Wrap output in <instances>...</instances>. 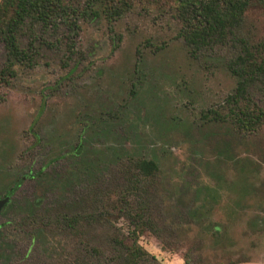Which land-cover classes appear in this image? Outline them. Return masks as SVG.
I'll return each instance as SVG.
<instances>
[{"label":"rangeland","instance_id":"1","mask_svg":"<svg viewBox=\"0 0 264 264\" xmlns=\"http://www.w3.org/2000/svg\"><path fill=\"white\" fill-rule=\"evenodd\" d=\"M260 12L249 18L264 36ZM81 25L77 57L63 29L36 31L34 61L0 86V264H118L129 158L159 164L148 200L157 229L138 236L158 263L264 264V128L238 134L202 115L224 112L235 79L190 55L169 7L125 13L118 42L104 18Z\"/></svg>","mask_w":264,"mask_h":264},{"label":"trees","instance_id":"2","mask_svg":"<svg viewBox=\"0 0 264 264\" xmlns=\"http://www.w3.org/2000/svg\"><path fill=\"white\" fill-rule=\"evenodd\" d=\"M136 7L145 11L169 7L180 23L177 35L190 55L206 64H221L235 79V87L225 99L224 112L207 109L202 114L206 119L228 123L238 134L251 135L264 128V36L254 35L258 25L249 18L251 11L258 10L264 20V0H0V40L6 49L0 86L10 83L17 67L34 61L35 42L40 40L35 37L36 31L43 34L63 29L67 56L73 58L79 54L76 40L82 22L104 18L113 42H118L121 35L116 34L113 23ZM28 30L32 38L24 48L20 37ZM105 115L110 116L111 122L119 121L112 111ZM34 137L40 140L36 132ZM84 147L81 140L74 152L80 153ZM121 170L126 177V188L120 208L127 211L131 229L125 240L114 239L122 252L118 264H160L138 243L141 233L157 229L148 212V200L157 182L159 164L154 159L129 158ZM19 183L16 181V186ZM34 207L31 203V208ZM198 211L194 210L193 214L199 217L202 212ZM78 219L61 216L64 228H76ZM93 250L98 254L97 249ZM185 261L190 263V258L186 257Z\"/></svg>","mask_w":264,"mask_h":264},{"label":"water","instance_id":"3","mask_svg":"<svg viewBox=\"0 0 264 264\" xmlns=\"http://www.w3.org/2000/svg\"><path fill=\"white\" fill-rule=\"evenodd\" d=\"M8 196L4 197V198H0V209L2 207V205L7 201Z\"/></svg>","mask_w":264,"mask_h":264}]
</instances>
